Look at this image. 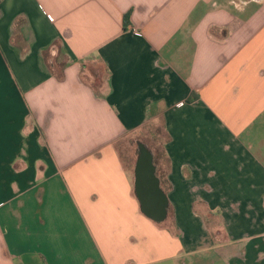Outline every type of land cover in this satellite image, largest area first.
<instances>
[{"label": "crops", "instance_id": "crops-1", "mask_svg": "<svg viewBox=\"0 0 264 264\" xmlns=\"http://www.w3.org/2000/svg\"><path fill=\"white\" fill-rule=\"evenodd\" d=\"M0 239V264H264V0H0Z\"/></svg>", "mask_w": 264, "mask_h": 264}, {"label": "water", "instance_id": "water-1", "mask_svg": "<svg viewBox=\"0 0 264 264\" xmlns=\"http://www.w3.org/2000/svg\"><path fill=\"white\" fill-rule=\"evenodd\" d=\"M135 189L143 214L156 223H163L167 219L169 202L157 176L154 154L145 144L139 146Z\"/></svg>", "mask_w": 264, "mask_h": 264}, {"label": "rangeland", "instance_id": "rangeland-1", "mask_svg": "<svg viewBox=\"0 0 264 264\" xmlns=\"http://www.w3.org/2000/svg\"><path fill=\"white\" fill-rule=\"evenodd\" d=\"M145 141L147 142V144H152V146H155V141L150 137H148L147 139L140 137L136 138L135 140L129 139L119 144L120 155L127 167H133L138 156V148L141 143H146Z\"/></svg>", "mask_w": 264, "mask_h": 264}, {"label": "trees", "instance_id": "trees-1", "mask_svg": "<svg viewBox=\"0 0 264 264\" xmlns=\"http://www.w3.org/2000/svg\"><path fill=\"white\" fill-rule=\"evenodd\" d=\"M193 98H191V100H192ZM158 155V154H157ZM159 156H160V154H159Z\"/></svg>", "mask_w": 264, "mask_h": 264}]
</instances>
